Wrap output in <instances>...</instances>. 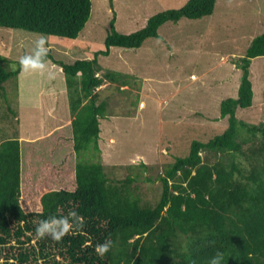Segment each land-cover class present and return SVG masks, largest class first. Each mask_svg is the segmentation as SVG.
Returning a JSON list of instances; mask_svg holds the SVG:
<instances>
[{
  "label": "trees",
  "instance_id": "1",
  "mask_svg": "<svg viewBox=\"0 0 264 264\" xmlns=\"http://www.w3.org/2000/svg\"><path fill=\"white\" fill-rule=\"evenodd\" d=\"M217 1L188 0L179 10L154 15L130 35L117 31L115 15L105 50L71 65L57 63L70 91L74 189L30 181L23 169L25 144L19 138L0 143V252L17 251L15 262L5 264H209L217 252L221 264H264V124L236 117L238 109L253 105L250 69L254 59L264 57V34L236 62L242 71L238 97L221 104L228 129L208 142L194 141L188 156L166 168L159 176L162 194L155 206H145L133 191L141 174L116 182L101 161L84 157L101 153V120L108 103L101 101L98 89L119 79L102 74L99 57L109 56L112 48H142L160 38L166 23L212 16ZM92 6V0H0V28L74 41L86 28ZM49 60L51 56L38 62ZM5 64L0 55V90L22 70L19 63L17 71L9 72ZM48 159L56 160L48 156L44 161ZM70 211L83 217L82 228L60 241L37 239L41 220ZM109 238L112 248L99 257L95 246Z\"/></svg>",
  "mask_w": 264,
  "mask_h": 264
},
{
  "label": "rangeland",
  "instance_id": "2",
  "mask_svg": "<svg viewBox=\"0 0 264 264\" xmlns=\"http://www.w3.org/2000/svg\"><path fill=\"white\" fill-rule=\"evenodd\" d=\"M187 2L92 0L91 18L74 41L0 28V55L9 72L18 70L22 57L40 61L51 56L41 68H22L0 90V143L19 138L25 144L27 179L52 183L54 189H74L71 174L77 157L69 130L70 91L57 63L71 65L105 50L115 15L117 31L130 35L154 15L179 10ZM262 34L264 0H218L212 16L166 23L160 38L146 41L142 48H112L109 56H100L102 74L119 79L98 90L101 101L108 103L106 119L101 120V153L84 157L101 161L116 182L141 174L133 191L145 206H155L162 194L159 176L166 168L188 156L194 141L208 142L228 129L221 104L238 97L242 71L236 62ZM250 71L253 105L238 109L236 117L260 125L264 124V57L254 59ZM48 156L56 160L45 162ZM142 165L148 167L146 172ZM16 252L3 250L0 262H15Z\"/></svg>",
  "mask_w": 264,
  "mask_h": 264
},
{
  "label": "clouds",
  "instance_id": "3",
  "mask_svg": "<svg viewBox=\"0 0 264 264\" xmlns=\"http://www.w3.org/2000/svg\"><path fill=\"white\" fill-rule=\"evenodd\" d=\"M20 64L24 71L42 67L33 56L22 57L20 59ZM82 227L83 217L78 216L75 211H70L66 216L57 217L53 215L41 220L36 227L35 232L37 239L50 237L52 240L60 241L69 232ZM112 246L113 242L109 238L103 243L97 244L94 251L99 257H104L110 251ZM222 259V254L217 252V254L210 259L209 264H221ZM0 264H2V262H0Z\"/></svg>",
  "mask_w": 264,
  "mask_h": 264
},
{
  "label": "crops",
  "instance_id": "4",
  "mask_svg": "<svg viewBox=\"0 0 264 264\" xmlns=\"http://www.w3.org/2000/svg\"><path fill=\"white\" fill-rule=\"evenodd\" d=\"M102 87H103V86H102ZM102 87H101V88H102ZM124 87H125V86H124ZM99 89H100V88H99ZM99 89H98V90H99ZM56 129H57V128H56ZM101 131H102V130H101Z\"/></svg>",
  "mask_w": 264,
  "mask_h": 264
}]
</instances>
